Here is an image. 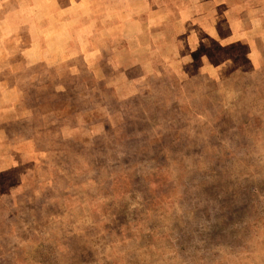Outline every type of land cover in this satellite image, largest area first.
Here are the masks:
<instances>
[{
    "label": "rangeland",
    "instance_id": "374dc122",
    "mask_svg": "<svg viewBox=\"0 0 264 264\" xmlns=\"http://www.w3.org/2000/svg\"><path fill=\"white\" fill-rule=\"evenodd\" d=\"M143 1L146 41L102 5L41 44L0 13V264H264V47L228 6Z\"/></svg>",
    "mask_w": 264,
    "mask_h": 264
},
{
    "label": "crops",
    "instance_id": "0c3cea01",
    "mask_svg": "<svg viewBox=\"0 0 264 264\" xmlns=\"http://www.w3.org/2000/svg\"><path fill=\"white\" fill-rule=\"evenodd\" d=\"M140 2H143L141 9L145 13L155 14L161 10L151 6V2L147 3L143 0H140ZM200 3H202L203 8L206 7V11L209 10L211 5L212 8L230 7L241 15V20L250 24L252 41L264 47V0H201ZM87 5L94 10L102 5L108 15H122L123 37L126 41L132 39L146 41L147 31L152 28L151 24L158 23L157 21H150L147 30L146 26L142 29L139 28V22L143 18H133L131 16V13L135 14L137 11L138 13L142 11L139 9L140 7H136V0H104V3L103 0H0V13L8 12L5 17V28L9 29V32L26 29L30 34L31 42L41 44L46 43L44 42L45 34L42 32L45 21L53 16H60L65 11H81ZM60 40L61 38L54 43L49 42L47 44V46L53 44L52 49L47 53L45 52L47 58L54 56L60 50L62 47ZM0 43L3 44L2 41ZM1 141L0 139V144Z\"/></svg>",
    "mask_w": 264,
    "mask_h": 264
}]
</instances>
